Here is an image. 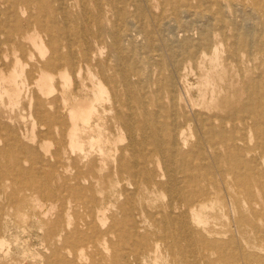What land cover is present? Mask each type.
<instances>
[{"label":"rangeland","instance_id":"374dc122","mask_svg":"<svg viewBox=\"0 0 264 264\" xmlns=\"http://www.w3.org/2000/svg\"><path fill=\"white\" fill-rule=\"evenodd\" d=\"M10 1L15 3L19 0H0V264H110L107 258L115 255L121 264H144L145 259H147V264H154V248L157 243L162 242L164 246L167 243L172 244L174 239L170 235L163 237L166 234V228L163 224H159L161 217L153 222L148 215H154L159 209L171 212L172 207L182 205L183 198L171 194L168 187L152 195H141L143 192L134 194L132 208L139 210V213L142 207L146 209V213L140 214L141 222L135 225L127 216L129 204L126 205L125 199L119 195L122 186L127 187L133 193L136 188L129 187L127 176L122 177L118 174L117 163L111 156L112 154H107V151L113 147L108 143L118 142L122 134L127 139L125 143H128L129 135L125 132L121 133L116 127L113 133L106 131L100 140L96 138L91 141L84 135L75 136L73 122L70 119L71 109L69 106L65 107L64 100L68 98L70 102L72 97L80 95L78 92L79 77L87 79L86 71L80 73L78 63L76 66H74L75 63L73 64L82 57L79 45L99 35V28L103 25L111 32L121 31L126 26L130 31L127 34L122 33L119 37L121 42H118L121 53L114 46L115 38L102 37L99 41L92 43L93 53L96 56V60L91 62L93 73L100 71L101 68H97L98 65L107 66L111 69L110 75L119 82V88L122 91L124 89L121 86L122 76L120 77L121 74L118 71L124 74L130 73L131 83L139 84L149 72V66L150 71L163 70L167 81H171L174 88L172 90L167 88L166 80L163 83L165 88L162 100L166 109L162 111V116H165L167 109L171 106L170 100L175 98L177 104L174 110L172 109L177 118L162 119V122L166 124V132L165 126L160 125V121L157 125L159 132L162 133L160 139L168 146L171 139L168 131L173 127L175 119L183 121L184 118H192L196 115L195 112H206L208 107L204 105L207 102L202 97V88L198 84L199 79L196 73L189 69L185 71L181 65L182 54L171 58L169 54L167 56L163 53L164 51L166 53L165 41L169 39L185 49L198 48L195 44L200 42V32L201 29H205V23L201 20H189L185 16L181 18L180 13L174 9L180 7L183 10L188 2L193 6L195 3L190 0H147V2L137 0L143 7L145 6V10L128 7V17L125 16L123 20L113 10L112 2L109 0H101L102 2L99 0H37V5L33 9H27L23 5L11 9ZM257 2L264 5V0H257ZM98 4H102L101 8L104 11L100 10L101 8L98 10ZM60 7L61 10H59ZM262 10L261 14H264V8ZM100 12L104 14L102 13L98 18ZM139 14L143 16L141 19L138 18ZM241 14H243L241 11H234L228 17L236 18ZM135 15H137L136 18L133 17ZM176 18H181V23H176ZM189 21H192L191 26H188ZM181 26L184 27V32L178 28ZM255 32L259 33V30ZM225 33L223 35L230 36L228 41H225L224 36L219 32L216 35L211 33L212 37L208 36L210 39L213 38L211 42H220L219 46L223 56L230 52V46L226 42H234L232 38L236 30L230 27ZM33 35L38 37V42L43 47L42 50L37 49L29 39ZM149 38L153 41L149 42ZM69 41H71V47ZM130 42L136 45L132 46ZM159 42L163 43L160 45ZM54 45L59 48L58 54L61 59L57 67L42 69V66L52 57ZM70 48L74 50V60L70 57ZM147 49L151 51L156 49V53L162 54L161 59L152 61V64L147 62L150 63L149 66L144 64L143 62L146 61L144 54ZM254 58L256 59L255 65L258 66L255 72L257 74L254 75L257 78L260 72L264 71V54H255ZM247 59L248 56H244L246 63ZM194 60L196 61L195 58ZM195 61L192 60L193 63ZM193 63H191L192 66L195 64ZM122 65L126 68L125 70ZM237 65L238 63H234V66H229L228 69L237 72L244 67V65ZM173 70L176 71L173 72ZM86 85L90 86L91 82L86 81ZM85 94H87L86 90ZM261 94L264 95V91H261ZM227 97L228 94L223 93L220 98L223 101ZM63 107L66 109L63 110ZM124 110L125 108H120V111ZM155 110L158 111L154 107L150 108L151 112ZM231 123L230 126L233 127L235 124ZM242 123L238 122L240 132L250 137L248 142L246 140L242 142L251 152L248 167L260 163L259 168L264 172V129L259 124L245 122L243 125ZM62 130L63 133H61ZM198 133L200 130L196 123L186 130L188 137L191 134L196 136ZM142 134L145 135L142 132L135 135L136 142H141L145 138V140H150L148 133L145 138ZM257 138L260 140L258 141ZM189 140L191 145L195 143L194 138ZM78 143L83 145L84 151L78 148ZM117 144L121 146V143ZM205 145L203 144L204 148L195 149L196 156L200 153H211ZM100 148L104 152H101ZM141 149L144 152H151L152 143L143 145ZM252 157H258L259 162L257 159H254L255 162L252 161ZM158 170L162 176L158 181L166 185L169 174L160 167ZM120 179L123 180L121 184H118ZM246 183L252 187L251 193L259 201L253 203H258V209L264 211V199L261 200L259 196L264 187V181H251L250 179ZM236 197L240 205L243 208L246 207L249 201L244 191L239 190ZM102 204L107 209L108 220L105 225L96 218V211ZM168 205L169 209L166 208ZM221 205L224 206L222 211L213 212L216 220H212L218 231L227 230L234 217L236 207L233 194H227V192L222 194ZM138 227L141 236L147 235L145 236L147 242L139 249L128 246L124 240L126 235L138 231ZM106 230L112 231L111 243L108 242L109 245H106L108 251L98 249L94 243L98 232H106ZM173 230L180 234L182 228L179 224ZM122 237L123 240H121ZM237 240L239 241L238 237ZM178 241L181 245V252L163 250V259L156 264H209L197 255L199 251L197 239H194V244L182 241V239ZM120 250L123 255L119 252ZM211 258L216 262L218 256Z\"/></svg>","mask_w":264,"mask_h":264},{"label":"bare ground","instance_id":"6f19581e","mask_svg":"<svg viewBox=\"0 0 264 264\" xmlns=\"http://www.w3.org/2000/svg\"><path fill=\"white\" fill-rule=\"evenodd\" d=\"M110 1L112 2L111 6L113 10L116 11L118 17L122 19L127 16L128 7H137L138 10H145V6L143 7L137 0H109V2ZM145 1L147 2V0ZM190 1L195 3V6L188 2L183 10L180 7L173 8L180 13L179 15L181 18L185 16L189 18V20H201L202 23H205V29H201L200 32V42L199 44H195V46L198 45V48H194L195 50L185 49V47L177 46L175 44L176 42L169 39V41L164 40L166 42V53L164 50V52L161 50L159 51L167 54V56L169 54L171 58H175L178 54H182L183 61L181 60V65L185 68V71L189 69L191 72L194 71L196 73L199 79L198 84L202 88V97L204 101L207 102L204 105L208 107L206 112H195L196 115L192 118H184L183 121L175 119L173 127L168 131V136L171 138L168 146L160 139L162 133L159 132L160 130L157 125H159L158 122L160 121V125L165 126L166 132V124L162 122V119L177 118V115L173 112L177 105L176 100L175 98H171L170 110L167 109L165 116H162V111L166 109L162 100L163 90L165 88L163 83L165 80L167 81V78L163 70L150 71V63H147L151 62L152 64V61L161 59L162 54L156 53V49L154 51L149 49H147L149 51L146 50L144 54L146 55V61L143 63L148 64L149 72L145 74V78L142 81L139 79V84L131 83L129 79L130 73L124 74L123 71V73L118 71V73L121 74L120 77L122 76L121 86L124 88L122 91L119 88V82L110 75L111 69L107 66L96 65L97 68L101 69L93 73L91 62L96 60V56L93 53L92 43L99 41V38L102 37L115 38L114 46L118 52L121 53L120 43L118 42H121L119 37L122 33L127 34L130 31L126 26L123 27L121 31L111 32L105 29L102 24V27H98L99 35L93 36L92 39H88L89 41L79 45L82 57L78 62H73V64L75 63L74 66H76L78 63V71H80V73L81 71H86L87 79L79 77L80 86L78 92L80 95L72 97L70 102H68V98H66L64 100V102H66L64 105L65 107L69 106L71 109L70 119L73 122L74 135L77 137H79V135L80 137L84 135L86 138H90L91 141L96 138L100 140L106 131L113 133V129L116 127L119 128L121 133L125 132L129 135L128 143H125L127 139L123 137V134L118 142L108 141L110 142L108 144L113 147L107 151V154H112L111 156L117 163L118 174L122 177L127 176L126 180L129 183V187L136 188L135 193H133V191L130 192L127 187L122 186L119 195L125 199L126 205L129 204L127 216L135 225L140 221V214L146 213V209L142 207L139 213V210L137 211L132 208L131 203L134 194H141L143 192L141 195H152L159 191L162 192L168 187V191L171 194H176L179 198H183L182 205L179 207H172L171 212L159 209L154 215H148L149 219L153 222H156L158 217H161V219H159L160 221L158 220L159 224H163L166 228V234H164L163 237L170 235V237L174 239L172 240V244L167 243L164 246L162 242L161 244L157 243L154 248V264L163 259V250L175 253L181 252L179 239L190 244H194V239H197V246L199 248L197 255L200 256L199 258L201 260L209 264H216L217 262L220 264H264V211L258 209V203H253L258 200H256V197L251 193L252 187L246 183L250 179L251 181H264V172L259 168V166H261L260 163H255V166L248 167V158L251 152L248 146L246 144L244 145L242 142H245V140L248 142L250 137L248 134L241 133V128L238 125V122L241 121L243 125L245 122L249 124L254 123L259 124L264 129V95L261 94V91H264V71L260 72L257 78L254 76L257 74L255 72L258 69V66L255 65L256 59L254 56L255 54H264V14H261L264 5L257 2V0ZM36 2L37 0H19L15 3L10 1L9 6L11 9H15V7L19 5H23L27 9H33L35 5H37ZM101 5L102 4H98V10L101 8ZM83 8H85V6H83ZM59 10H61V7ZM100 10H103V8ZM83 11L85 10L83 9ZM234 11H241L243 14L236 18L228 17L229 14L234 13ZM248 12H250V14ZM102 13L103 12L99 13L98 18L101 17ZM133 17L136 18L137 15ZM141 17L143 16L139 14L138 18L141 19ZM181 18H176V23H181ZM191 23L192 21H189L188 26H191ZM103 27L104 29H102ZM116 27L118 26L116 25ZM181 27L178 28L182 29L184 32V27ZM230 27L236 30V34L232 38L234 42H226L231 50L226 56H223L219 46L220 42H211L213 38L210 39L208 36H211V33L216 35L217 32L223 35ZM187 30L189 29L187 28ZM256 30H259V33H256ZM160 32L163 33L161 30ZM88 35L89 34H87V36ZM67 36L69 37V34ZM223 36L225 41L230 39V36ZM29 39L37 49H43L42 44L40 45L38 42L37 36L33 35ZM51 41L55 42L54 40ZM148 41L152 42L153 40L149 38ZM196 41L198 42L199 40ZM69 42L71 47V41ZM163 42H159V44L161 45ZM167 42L171 43L167 44ZM130 44L133 46L134 43L130 42ZM53 51L52 57L47 60L42 66V69L46 70L57 67L61 59L58 54L59 48L54 45ZM73 51L74 50L70 48V57L72 60H74L73 55H75ZM246 55L248 56L247 63L244 60V56ZM192 60L195 61V64ZM134 62L136 63V60H134ZM191 63L194 65L192 66ZM234 63H238L240 66L244 65V67H241L237 72L230 71L228 68L229 66H234ZM248 64L252 65L250 66ZM122 66L124 67V65ZM125 69L124 67V70ZM174 71L176 70H173V72ZM86 81H90L91 85L87 86ZM170 82L171 81H167L168 84H166V87L172 90L174 87ZM85 90L87 94H85ZM223 93L228 94V97L222 101L220 97ZM121 107L125 108V110L120 111ZM151 107L158 109V111L155 110L151 112ZM64 109L66 108L63 107V110ZM160 112L161 115H159ZM158 115L161 116V120ZM231 122H233V125L235 124L233 127L230 126L232 124ZM195 123L198 125L200 133L196 136L191 134V136L188 137L186 130ZM141 132L145 135L148 133L150 135L148 138L151 141L145 140L146 136L142 134L145 139L141 142H136L135 135ZM61 133H63V130ZM190 138L195 139V143L192 145L189 140ZM259 140L260 139H258V141ZM117 143H121V146ZM151 143L153 147L152 151L150 150L151 152L142 151L143 149L141 148L143 145ZM203 144H206L205 146L208 147L207 149H209L211 153H200L196 156L195 149L204 148ZM77 145L81 151H84L82 144L78 143ZM100 149L101 152H104L102 148ZM118 154L119 156H117ZM254 159H257V162H259L258 157H252V161H254ZM251 164H253V162ZM159 167L169 174V180L166 185L158 181V179L162 177L161 174H159ZM122 180L123 179H120L118 184H121ZM262 188V192L259 195L261 200L264 199V187ZM239 190L244 191L249 201L244 208L240 205V201L236 197ZM225 192H227V194H233L236 211L234 212L233 219L229 223V228L227 230L218 231L216 229V224L212 223V220H216V215H214L213 212L222 211L224 207L221 205L222 194ZM171 206L173 205L171 204ZM166 208L169 209L170 206L168 205ZM106 213L107 209H105L103 204L98 207L96 211V218L103 225H105L108 220ZM179 224L182 228L180 234L177 232L175 233L173 230ZM137 229L138 231L134 234L131 233L130 235H126L124 237L126 239L124 240L128 246L139 249L147 242L145 237L147 235L141 236L139 227ZM111 230L98 232L96 241L94 242L98 249L108 251L106 245H109L108 242L111 243ZM236 236L239 238V241ZM121 240H123V237ZM123 245L125 246L124 242ZM123 245L121 247H123ZM115 246L117 247V245ZM119 252L121 253V250ZM216 255L218 258L217 261L214 262L211 257ZM122 258L123 257H121V259ZM107 260H109L110 264H121L119 263L120 261L118 262L119 258H117L116 255L107 258ZM143 263L147 264V259L143 260Z\"/></svg>","mask_w":264,"mask_h":264}]
</instances>
